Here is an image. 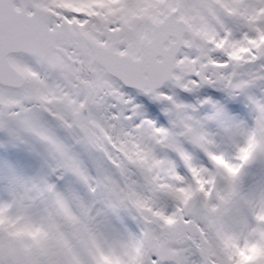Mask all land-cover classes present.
<instances>
[{
	"label": "snow or ice",
	"instance_id": "snow-or-ice-1",
	"mask_svg": "<svg viewBox=\"0 0 264 264\" xmlns=\"http://www.w3.org/2000/svg\"><path fill=\"white\" fill-rule=\"evenodd\" d=\"M256 85L264 87V0H0V112L52 141L32 122L27 105H36L100 152L116 175L91 191L139 224L135 235L110 237L91 211L62 200L47 222L4 205L0 264H264V202L224 221L235 178L264 152V95L251 98L256 126L235 162L184 124L181 135L212 161L206 167L170 130L141 119L125 92L173 101L165 87ZM160 148L179 153L188 174Z\"/></svg>",
	"mask_w": 264,
	"mask_h": 264
},
{
	"label": "rangeland",
	"instance_id": "rangeland-1",
	"mask_svg": "<svg viewBox=\"0 0 264 264\" xmlns=\"http://www.w3.org/2000/svg\"><path fill=\"white\" fill-rule=\"evenodd\" d=\"M125 92L131 104L137 107V115L178 136L197 165L213 167L204 149L181 135L185 123L191 121L210 138L214 152L234 162L238 148L246 143L247 133L256 126L247 102L252 98V90L241 93V100L235 94L234 100L230 97L232 92L217 87L178 89L170 107L166 100L161 102V107L155 98L146 100L139 92L129 89ZM27 107L34 126L46 131L55 143L42 139L21 121L0 112V207L13 205L14 212L47 222L54 218L57 202L62 200L77 211H91L94 228L101 234L110 237L137 234L139 224L129 211L110 207L103 190L91 191L97 178L115 176L116 170L100 152L78 142L74 133L49 113L36 105ZM229 110L234 112L223 113ZM61 148L74 159L78 171L69 166ZM158 154L168 159L178 173L188 174L187 164L179 153L160 148ZM250 161L251 166L246 163L235 178L234 201L224 216L226 224L264 202V152H257ZM223 188L221 185L219 190Z\"/></svg>",
	"mask_w": 264,
	"mask_h": 264
},
{
	"label": "flooded vegetation",
	"instance_id": "flooded-vegetation-1",
	"mask_svg": "<svg viewBox=\"0 0 264 264\" xmlns=\"http://www.w3.org/2000/svg\"><path fill=\"white\" fill-rule=\"evenodd\" d=\"M128 90V88H126ZM129 90H132V91H136V92H139L142 94V96H144L145 99H150V98H153L143 92H140L138 90H135V89H129ZM166 92H168L170 95H172L174 98L178 92V89L177 88H169V87H165L164 89ZM242 92V91H241ZM259 95H264V87H262L261 85H256L253 87L252 89V97L253 96H259ZM160 102L158 103V105L160 104L161 107H163V104L161 102H163V100H159ZM172 102L173 101H167L166 100V103H167V106H171L172 105ZM173 109V107H171ZM253 118L255 119L256 121V112H255V109L253 107Z\"/></svg>",
	"mask_w": 264,
	"mask_h": 264
},
{
	"label": "trees",
	"instance_id": "trees-1",
	"mask_svg": "<svg viewBox=\"0 0 264 264\" xmlns=\"http://www.w3.org/2000/svg\"><path fill=\"white\" fill-rule=\"evenodd\" d=\"M2 142V141H1Z\"/></svg>",
	"mask_w": 264,
	"mask_h": 264
}]
</instances>
